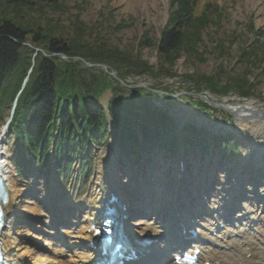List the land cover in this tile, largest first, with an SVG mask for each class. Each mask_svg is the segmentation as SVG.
<instances>
[{"label": "trees", "instance_id": "trees-1", "mask_svg": "<svg viewBox=\"0 0 264 264\" xmlns=\"http://www.w3.org/2000/svg\"><path fill=\"white\" fill-rule=\"evenodd\" d=\"M82 1L86 3V0ZM0 4L12 8L43 5L66 12L69 10L64 0H0ZM170 4L173 10L155 45L158 55L169 66L173 56H178L182 49L191 50L203 43L202 33L209 23H215L217 30L224 34L219 38L222 51L227 50V42L234 43L242 37L237 30L231 34L226 32L221 22L225 13L220 5L213 4L211 0H171ZM78 6L79 3L74 4V7ZM1 11L5 10H0V115L8 107L7 116H10L15 104L8 130L20 158L36 157L40 150L44 160L53 143L56 154L62 150L68 157L79 154L84 161L89 160L87 154L91 145H99L108 135L104 108L99 103L106 89L112 92L108 112L115 122L116 143L122 150L138 133L148 141H159L170 153L177 148L176 135L163 126L164 122H171L168 112L153 103L154 99L167 97L166 91L160 93L129 88L100 67L94 66L99 68L95 69L87 63L103 64L123 81L128 76L158 77L163 69L150 66L132 51H125L127 54L123 56L116 55L111 52L114 47H107L106 50L102 42L93 48L82 36L77 37L78 33L68 38L62 34L54 36L51 30L43 32L41 24L22 27L8 13ZM75 21L79 31H87L83 21L77 17ZM247 27L255 38L247 46H242L240 60L249 68L248 73L253 68L262 71V33L252 28L251 24ZM91 30L89 27L88 32ZM117 59L124 61L119 64ZM244 76L236 78L238 80L225 76L223 83L215 79L216 76L206 78L197 74L186 77L213 94L225 96L232 92L240 98H249L254 95L253 85L248 79H243ZM130 91L138 93L136 101L131 98ZM202 104L210 110L207 104ZM148 129L152 132L162 130L165 135L150 134ZM188 133L198 137H189ZM208 138V134L191 123L185 125L181 135L184 145L189 148L197 143L205 147ZM218 145L215 143L216 147ZM221 147L227 156H236L237 151L231 145L224 143Z\"/></svg>", "mask_w": 264, "mask_h": 264}, {"label": "rangeland", "instance_id": "rangeland-1", "mask_svg": "<svg viewBox=\"0 0 264 264\" xmlns=\"http://www.w3.org/2000/svg\"><path fill=\"white\" fill-rule=\"evenodd\" d=\"M64 1L69 9L67 12L43 5H35L33 8H12L11 6L3 7L4 5L0 4V10H5V12H1L8 13L22 27L41 24L44 27L42 31H45V33L51 30L54 32V36L62 34L68 38H72L75 33H78L76 36H82V39L87 40L93 48L97 47L96 45L101 42L105 45L104 49L106 50H108L107 47H114V51L111 50V52H114L116 55H126L127 53L125 51L138 53L140 60L146 61L150 66L157 69L158 66L163 69V72L160 73L161 75L158 77H149V75L128 76L124 81L117 77L116 80L122 85H130L134 88H142L160 93L166 91L164 93L167 97L154 99L153 103L159 109H166L173 117H177L185 111L189 115V120L195 122L198 126L206 127L214 132L230 131L236 135L235 130L231 128L236 126L235 117L230 115L227 110L216 108V104L227 107L236 103H244L252 100L254 101V105L259 108H264V70L259 71L260 69L253 68L248 73L249 68H246L243 60H240L242 46H247L255 38L252 35L251 29L248 30V25L251 24L252 28L262 33L261 43L264 44V0H211L213 4L220 5L225 13L224 19L221 22L226 32L231 34V32L237 30L236 32L242 35L241 39L234 43L227 42L225 46L227 50L222 51V43L219 41V38L224 34H222L220 29L217 30L215 23H209L202 33L203 43L198 44L197 47H192L191 50L188 48L186 50L182 49L178 53V56H173L171 66L167 65V62H164V58L158 55L155 46L161 31L168 23V14L173 10L170 4L171 0H168L166 8H164L162 0H156L154 6L145 4L148 0H86V3L82 0ZM76 3H79L77 8L74 7ZM75 17L86 24L84 27L88 29L90 27L92 30L90 32H88V29L87 31L83 29L79 31L75 26L77 25ZM216 46L218 48L214 49ZM123 61L119 60L117 62L120 64ZM94 66H97V64H93ZM97 67L94 68L99 69ZM100 69L102 68L100 67ZM105 72L109 74V72L115 71L108 70ZM170 74L172 75L170 76ZM197 74L198 76L202 75L206 78L216 76L214 78L220 80L222 83L227 76L234 80L236 78H242L245 75L243 79H248L251 82L254 95L249 98H240L232 92H228L225 96L213 94L206 90L204 86L198 87L191 79L186 77ZM26 81L25 79L24 84ZM130 93L132 95L131 98L136 101L138 93H133L132 91ZM202 96L210 102L207 103L211 106L210 110L202 104L207 102ZM212 107L217 110H212ZM10 112L12 113L11 110ZM8 114L9 108L6 107L0 115V130L4 127L8 119L11 120L7 116ZM219 120H222L223 123L219 124ZM108 136L99 145H91L89 153L92 161V171L89 176H85V164H82L80 160L72 161L70 169L62 172L56 171L57 168L51 158L49 162L50 173L45 176H42L44 175L42 172L45 169V163L41 164L40 170L38 166L29 164L26 166V170L30 171L29 175H26L27 173L25 175H16L13 137H10L7 132L5 145L11 155V174L15 182V189L19 194L17 202L21 212L19 224L16 225V229L19 230V235L21 236L18 240H22L20 239L22 237L29 238V241H25V245L31 255H44L46 254V250L55 248L54 246L56 244L49 243V240L42 238V235L39 236L40 230L47 231L42 223L48 224L49 222V215L45 211L44 205L48 204L46 194L50 192L48 189V181L51 179L50 176L54 175L58 182H64L66 194H69L70 190L73 189L75 179H77L74 193L79 191V197L83 199L88 192L90 182L95 174V165L99 159V155L103 152L110 151L114 162L117 163L115 160L118 149L112 146L111 137L108 138ZM257 140L263 141L264 139L258 138ZM53 145L52 143L49 147V152L51 151V153ZM58 151L61 152V150ZM216 152L212 154V158H209V154H207L206 158L201 160V163L206 164L209 158L214 166H217L220 161L223 165L225 160L220 159L222 151L220 154H216ZM243 154L244 149H239L238 156L236 157V160H238L237 163H235L236 160H233L226 167L225 172H223L222 168L218 169L219 176H223V182L226 183L221 188L223 194H226L230 188L239 185L240 182L238 181V183L236 181L237 178H241L246 183H253L257 180L262 181L261 178H254L256 174L264 177V165H261L259 160L257 163L250 162L251 167L248 171L239 174L238 168L241 165L239 160L240 158L242 159ZM171 158L168 156L167 162L172 164L173 159ZM120 161L118 164H121ZM171 168L160 170L159 173L161 175L159 176L157 172L154 176L147 179L148 182L154 186L168 188L169 186H165V183L168 181V172H170ZM211 168V170H214L213 166ZM254 168L259 172L254 173ZM37 171L40 174H37ZM152 171H147V175ZM127 179L128 177L123 179V186L127 188L133 187V181H127ZM32 180H36L37 185H34ZM30 187L39 190L37 191L39 199H34L26 194L27 190H30ZM248 187L246 186L247 189ZM259 188L264 192V186H259ZM259 211L261 212L260 216L264 217V207H260ZM36 241H40V244L38 243L40 247L30 244L36 243ZM259 247L264 256V240L261 238Z\"/></svg>", "mask_w": 264, "mask_h": 264}, {"label": "bare ground", "instance_id": "bare-ground-1", "mask_svg": "<svg viewBox=\"0 0 264 264\" xmlns=\"http://www.w3.org/2000/svg\"><path fill=\"white\" fill-rule=\"evenodd\" d=\"M162 3L164 8H166L168 0H162ZM145 4L154 6L156 0H148ZM227 108L235 113L236 126L231 128L234 129L246 143L242 165L247 162L256 163L258 156L264 153V140H257L258 138L264 139V108L257 107L252 100L244 103H236L227 106ZM220 123L222 124V120H219V124ZM1 134L0 131V137ZM5 144L6 143L2 138H0V176L4 179L8 191L7 203L3 205L6 223L3 229L2 243L5 252L10 257V261L16 262V264H42L43 262L49 261H55L58 264L89 263L93 257L92 254L75 252L73 256H76V258L63 259L65 252L63 250H50L46 255L35 257V255H30L31 253L29 250H24L23 246L18 244L17 238L11 239V234H13L12 231L17 224L14 216V212L16 211L14 205L17 203L19 194L15 189L13 176L11 174V156ZM114 165L115 162L111 154L103 152L99 155V159L95 165V174L90 182V187L86 196L82 200L74 201L76 205L87 208V213L84 214L85 220L81 222L82 225H79L80 228L78 235L76 236L77 242L79 243L88 242L91 239L87 230L90 225L95 224V221L97 220L95 210L102 207L103 202L109 199L111 194L120 195L121 193L119 194V191H124L125 189L122 186V178L119 176L120 173L117 170H113ZM55 187L56 184H54L52 189ZM253 187V185L250 186L251 191L254 189ZM155 193L160 195L161 191L158 190ZM46 197L49 198V205L51 207L52 205H60V202L57 199L51 198L49 195ZM256 197V195L249 194V200L251 203L243 201L241 204L243 208L235 214L234 226H229L231 229L227 228L221 234V239H218L216 242L217 247L213 249L214 251H210L208 254L215 259H219L221 262L222 260H236L238 264H264V256L259 247L260 238L264 240V217L259 215L260 203ZM224 202H228L227 199L219 204L212 202L209 204V207L215 210L218 207H222V203ZM149 221L151 220H144L143 223L133 232L141 237L145 236L147 232L152 234L162 233L159 230L161 227H159L158 222L153 220L151 222ZM208 224H211V222ZM17 233L19 235L18 231ZM227 233L231 234L230 239L225 237V234ZM72 237L74 236L67 233V236H61V239L64 242V240L72 239ZM257 237L258 241H256ZM67 244L70 245L71 242ZM207 249L209 250V247H207ZM249 251L252 252V256L250 259L245 260L243 258V253ZM220 258H222V260Z\"/></svg>", "mask_w": 264, "mask_h": 264}, {"label": "water", "instance_id": "water-1", "mask_svg": "<svg viewBox=\"0 0 264 264\" xmlns=\"http://www.w3.org/2000/svg\"><path fill=\"white\" fill-rule=\"evenodd\" d=\"M88 66H93V64H88ZM97 66L101 67L104 71H108V70H107V67H106L105 65L99 64V65H97ZM109 74H110L113 78H116V77H117L115 72H109ZM129 87H132V86L129 85ZM135 87H140V86H135ZM110 97H111V93H110L109 90H107V91L105 92V94L100 98V103L103 105L104 109H105V104H106V102L108 101V99H109ZM202 98L206 99V98L203 97V96H202ZM206 100H207V99H206ZM216 106L219 107L220 109H226L225 107H223V106L220 105V104H216ZM105 112H106V110H105ZM229 112H231V111H229ZM231 113L234 114V112H231ZM110 123H111V122H110Z\"/></svg>", "mask_w": 264, "mask_h": 264}]
</instances>
